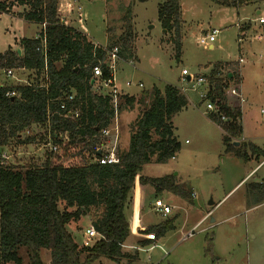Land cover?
<instances>
[{
  "label": "trees",
  "instance_id": "trees-1",
  "mask_svg": "<svg viewBox=\"0 0 264 264\" xmlns=\"http://www.w3.org/2000/svg\"><path fill=\"white\" fill-rule=\"evenodd\" d=\"M149 0H132L145 3ZM213 5L240 8L258 0H209ZM12 7L21 8L18 16L26 23L40 27L36 38H22L20 54L8 49L0 54V72L23 70L33 73L35 81L44 84L8 86L0 83V151L7 147L33 144L36 136H25L32 126L46 127L50 140L57 145L41 165L15 167L0 162V264H23L19 248L27 249L28 264H43L41 250L50 253L49 264H93L105 258L114 262L133 260L121 247L130 235L126 220L129 195L134 187H151L156 195L169 193L185 199L187 193L175 183L173 176L151 179L142 176L144 165L165 164L179 150L174 137L172 119L187 106V100L173 86L160 90L152 86L138 100L121 96V103L144 109L131 126L128 148L118 153L119 163L100 166L94 162L101 143L99 135L112 118L110 99L94 93L92 70L104 60V52L95 48L87 37L73 27L65 26L57 15V0L0 1V14ZM180 0H164L158 5L157 18L166 34L174 35V50L180 52ZM129 37H120L107 48L117 46L124 60L132 57ZM46 44L47 82L41 79L44 60L37 48L41 39ZM103 77L106 71L103 67ZM204 78L207 101L217 110L209 119L223 132L225 153L247 160L246 149L264 158L251 143L234 147L233 140L242 136L241 110L238 97L240 70L238 62L215 63ZM11 94V96H7ZM14 94V95H12ZM74 95L72 102L66 99ZM66 110H78L76 118H63ZM222 114L226 121L220 120ZM47 142V141H46ZM1 156V154H0ZM250 206L264 203V180L246 185ZM102 208L91 227L101 238L90 248L79 246L68 231L70 223L78 222L89 208ZM174 218L166 223L141 228V247L157 243L174 230ZM212 249L211 239L205 254ZM82 256L84 257L82 261Z\"/></svg>",
  "mask_w": 264,
  "mask_h": 264
},
{
  "label": "rangeland",
  "instance_id": "rangeland-1",
  "mask_svg": "<svg viewBox=\"0 0 264 264\" xmlns=\"http://www.w3.org/2000/svg\"><path fill=\"white\" fill-rule=\"evenodd\" d=\"M57 1V8L60 7L68 25L78 31L82 30L77 25L84 26L88 37L95 43L108 47L120 37L130 35L133 66L128 65L129 59H124L116 67L115 79L121 93L138 100L141 93L149 91L152 86L162 90L170 85L177 89L185 87L183 89L186 90L183 95L187 106L171 121L179 150L165 164L151 162L144 165L140 174L151 179L173 176L187 197H169L166 193L156 195L151 187L144 186L143 190L137 184L129 195L126 210V218L131 223L135 222L132 218L135 210L141 212L142 224L146 226L166 223L174 218L175 231L167 233L158 243L138 247L135 241L143 240L144 236H141L142 229L137 225L130 234L132 239L128 237L129 240L123 244L126 247H121L122 253L128 256L137 254L135 259L114 262L101 258L93 264H264V203L250 206L246 195L247 184L264 180V162L261 164L264 158L253 156L247 149V160L225 153L223 132L209 119L205 110L207 101L200 99L203 87L193 91L180 79L183 69L195 77H204L208 73L202 70L205 66L237 61L239 34L236 25L240 24L237 14L238 18L248 14L246 17L250 19L256 17L255 9H258L264 16V1L260 3L258 0L245 8L246 11L238 12L236 8L215 6L209 0H180L181 46L178 54L174 50L173 33L166 34L158 23V5L164 0L145 3H132V0ZM67 4L72 7L69 16L65 14ZM77 6L82 8L85 17V21L83 17L79 24L74 10ZM3 25V21L0 22L1 50L6 48L8 40L3 35ZM39 28L33 24L26 26L25 36L34 35ZM214 29L219 34L211 43L212 50L196 44L198 38L205 37ZM16 46L19 47V43ZM242 47L251 54L264 52V44L254 42L251 37L247 42L243 41ZM247 58V64L243 65L244 102L238 98L242 106L240 125L246 140L241 136L233 142L238 143L234 146L236 148L251 143L264 149V114L261 113L264 110V79L259 78V71L264 73V55L259 58L248 54ZM12 73L13 76L9 77L6 72H0V83L8 86L24 85V80L29 84L41 83L35 81L31 72L18 70ZM126 82L131 83V87L126 88ZM229 85L231 88L233 83ZM97 87L94 85V93H105ZM143 109L141 103L133 107L121 103L116 122H110L111 126L117 125L119 132L117 153L127 150L131 126ZM30 135H37L33 144L2 149L0 154L6 159L0 156V162L21 168L41 165L52 154L44 146L48 130L46 127L31 128ZM156 199L163 200L172 208L169 215L161 217L154 213L152 209ZM210 210L209 220H203L196 226ZM101 212L102 208H89L78 222L67 227L80 247L84 232ZM183 237L186 239L181 240ZM209 239L212 249L205 254ZM95 243L96 240L92 241L91 247ZM131 245L135 248L127 249ZM18 256L23 264H28L26 248H19ZM40 258L43 264H49V251L41 250Z\"/></svg>",
  "mask_w": 264,
  "mask_h": 264
},
{
  "label": "built area",
  "instance_id": "built-area-1",
  "mask_svg": "<svg viewBox=\"0 0 264 264\" xmlns=\"http://www.w3.org/2000/svg\"><path fill=\"white\" fill-rule=\"evenodd\" d=\"M68 5V4H67ZM66 5V6H67ZM67 8V7H66ZM69 8V9H68ZM67 8V12L65 13L66 16H69L70 13L72 12V7L69 4ZM75 12L78 17L77 21L78 24L82 23L83 20V12L82 8L80 6L75 7ZM60 7L57 8V15L59 17V20L61 23H63L65 26H69L68 22L65 19V15L63 16L61 13ZM83 14V15H82ZM85 21V17H84ZM259 24H264V19L259 18L258 19ZM79 28L83 31V34L86 33L84 26L82 25H77ZM80 31V30H79ZM218 35V30L214 29L212 30L208 35L205 37H200L196 40V44L198 46L207 48L208 45H210L216 36ZM36 38V37H35ZM95 48H99L104 52V60L99 63L97 66H95L92 70V84L98 85V90H103L105 93L100 94L102 96L108 97L110 99V105L113 110V118L116 122L117 115H118V110H119V98L121 96H126V94L121 93L119 91L118 86L116 84V79H115V74H116V67L119 62L124 61L122 57L120 56V49L117 46L107 48L105 46H102L98 43H93ZM37 51L41 53L43 60H44V70L41 74V79H44L47 82V70H46V44H45V39H41V45L39 48H37ZM20 52V50H19ZM20 54V53H19ZM129 66H133V60L127 61ZM103 67L106 71V77H103ZM13 70H8L6 72L7 76L12 77ZM181 81L186 85L189 86L191 90L195 91L198 87H203V93H200V99L207 101V93H208V86H207V81L203 76L200 77H195L192 74L188 73L185 69L181 71L180 75ZM20 81V80H18ZM41 82V80H40ZM24 85H30L26 80L23 81ZM44 83L41 82L40 86H42ZM126 88L131 87V83L126 82L125 84ZM140 88H142L141 85H139ZM185 87H182V89H178L181 94H185ZM205 90V92H204ZM230 93L231 95H234L240 99V102H243V99L241 98L239 92H237L235 89L230 88ZM14 95V94H12ZM7 96H11V94H8ZM184 96V95H183ZM74 98V95H70L67 97L66 101L67 102H72ZM61 110H64V115L63 118H76L78 116V110L75 108H72L70 110H66L65 108V103L63 102L62 105L60 106ZM206 112H208V115L210 114H216L217 110L215 109V106L210 102L207 101L206 106H205ZM261 113L264 114V110H261ZM111 120V121H112ZM220 120L221 121H226V118L220 114ZM38 126H32L31 128H37ZM39 128V127H38ZM30 130H27L26 133L24 134L25 136H31L30 135ZM47 142H45L44 146L48 147L49 152L52 154L57 153V145L56 143H53L50 140V133L47 135ZM119 139V132L117 130V125L111 126V123L104 129L101 130L100 135H99V140L101 143L100 149H97V152H99L98 157H95L94 162L97 163L100 166H112V165H117L119 163V157L117 153V143ZM2 159H6L4 155H1ZM3 164V163H2ZM154 213L158 214L161 217H165L169 215L172 211V208L166 204L163 200L161 199H156L155 202L153 203V209ZM192 235V233L189 234V237ZM101 238L100 235H98L95 230L92 227H89L86 229L84 232V240L82 242V246L86 248H90L92 241L96 240V242ZM186 237H183L181 240H185ZM134 247H132L133 249ZM152 250V247L150 248Z\"/></svg>",
  "mask_w": 264,
  "mask_h": 264
},
{
  "label": "crops",
  "instance_id": "crops-1",
  "mask_svg": "<svg viewBox=\"0 0 264 264\" xmlns=\"http://www.w3.org/2000/svg\"><path fill=\"white\" fill-rule=\"evenodd\" d=\"M1 2H5L6 4H10L9 2L12 0H0ZM262 1L264 0H260L259 2L261 3ZM254 3V2H253ZM253 3L251 4H248V5H244L240 8H238V12L239 10H245V8H248V7H251L253 5ZM180 8H181V5H180ZM19 8L18 7H12L11 6V9L8 11L7 14L5 13H2L0 14V22L3 21L4 25L2 27V31L4 32L3 35L4 36H7L8 40H7V44H6V48L4 49H0V54H3L5 53L8 49L12 50V51H19V47L16 46V44H18L20 42V40L22 38H28V39H32V38H35L37 33L39 31H37L34 35L30 36V37H26L25 36V33L24 31L26 30V26L30 25L29 23H26L25 21H23L22 18H20L18 16V11ZM255 13H256V17H251L250 19H248V17H246V15L248 14H245L243 17L241 18H238L239 17V14H237V21H240V24L237 23V29H238V36H237V39H238V52H239V56L237 57V61H233V62H238L239 64V70H240V84H239V94L241 96V98L243 99V88H242V85H243V79H244V74H243V65L244 64H247V56L248 54L251 56V57H254V56H257V57H261L262 55H264V52H260V53H250V52H247L245 48L242 47V44H243V41L247 42V39L249 37H251V39H253L254 42L258 43V44H264V24H259L258 22V19L259 18H263L264 19V16H262L261 12L258 10V9H255ZM246 11V10H245ZM244 11V12H245ZM159 23V22H158ZM34 25V24H33ZM38 27V26H37ZM39 28V27H38ZM85 28V27H84ZM40 30V28H39ZM86 31V29H85ZM83 32V31H81ZM87 35V31L85 33ZM218 34H219V31H218ZM249 34V36H248ZM88 37V35H87ZM89 38V37H88ZM89 41L90 38H89ZM92 43H95L93 41H91ZM213 48V45L210 44L208 45L207 49L209 50H212ZM132 59V58H131ZM222 63V62H220ZM225 63V62H224ZM211 68V65L209 66H205L204 68H202V70L204 72H208ZM23 71V70H22ZM261 75H259V78L260 79H264V73L262 71H259ZM181 79V78H180ZM243 102H244V99H243ZM240 110H241V115H242V106L240 105ZM174 129V128H173ZM242 139L245 141L246 140V137L245 135L242 133ZM257 147V146H256ZM259 148V147H257ZM261 150H263V147L262 148H259ZM264 162V160L261 162V164ZM138 187H141L143 189L144 186H138ZM144 190V189H143ZM168 194V195H167ZM167 196L171 197L173 195H170L169 193H166ZM192 196H194L193 194H191ZM175 197V196H174ZM217 206V205H216ZM214 206V207H216ZM139 209V208H138ZM212 210L206 212L203 217L201 218V220L196 224V226L202 222L204 220V222L208 221L209 220V216H210V213H211ZM134 213V212H133ZM139 215V216H137ZM132 218L133 220H135V222L133 221L131 223V221L129 222L128 219L126 218L129 226H130V234L133 233V231L135 230L136 226L138 225L139 228H146L148 226L146 225H143L142 224V215H141V212L139 213L137 210H135V213L132 215ZM141 224H138V222ZM137 222V223H136ZM133 224V225H132ZM136 224V225H135ZM69 228V227H68ZM176 227L174 226V231H175ZM167 235V234H166ZM165 235V236H166ZM142 236V235H141ZM164 236V237H165ZM132 236L130 235L129 238H131ZM164 237L162 239H164ZM129 238L126 240V242L129 240ZM132 239V238H131ZM162 239H160L159 241H161ZM141 241V240H140ZM139 241L136 243L135 241V244L136 246L138 245ZM158 243V242H157ZM123 248L126 247V246H122ZM132 247L134 246H130L127 247V249H132ZM139 247V245H138ZM141 247V246H140ZM135 248V247H134Z\"/></svg>",
  "mask_w": 264,
  "mask_h": 264
},
{
  "label": "water",
  "instance_id": "water-1",
  "mask_svg": "<svg viewBox=\"0 0 264 264\" xmlns=\"http://www.w3.org/2000/svg\"><path fill=\"white\" fill-rule=\"evenodd\" d=\"M165 32V31H164ZM18 53H20L19 51H18ZM238 145V143H234V146H237ZM98 155H99V152H98Z\"/></svg>",
  "mask_w": 264,
  "mask_h": 264
}]
</instances>
